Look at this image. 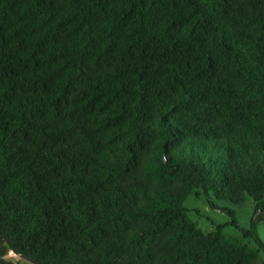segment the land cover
Masks as SVG:
<instances>
[{"label": "trees", "instance_id": "trees-1", "mask_svg": "<svg viewBox=\"0 0 264 264\" xmlns=\"http://www.w3.org/2000/svg\"><path fill=\"white\" fill-rule=\"evenodd\" d=\"M263 221L264 0H0V264H264Z\"/></svg>", "mask_w": 264, "mask_h": 264}, {"label": "rangeland", "instance_id": "rangeland-1", "mask_svg": "<svg viewBox=\"0 0 264 264\" xmlns=\"http://www.w3.org/2000/svg\"><path fill=\"white\" fill-rule=\"evenodd\" d=\"M194 192H196V190ZM199 193H202L199 197L193 193L184 202L185 207L190 210V219L197 224L198 229L202 230L204 233H210L212 230H215L216 225H224L230 221V217L226 214L211 209L203 192L199 190ZM219 206L229 207L235 210L236 218L240 226L244 229L250 228L255 211V202L252 198L248 197L246 202L240 206H235L228 202H220ZM257 231L261 241L264 243V221L257 225ZM224 234L228 237L241 238L243 245L249 248H258L254 240L244 238L241 232L233 226L225 227ZM260 254L264 259V252L261 251ZM15 261L18 262V264H28L21 259Z\"/></svg>", "mask_w": 264, "mask_h": 264}, {"label": "built area", "instance_id": "built-area-1", "mask_svg": "<svg viewBox=\"0 0 264 264\" xmlns=\"http://www.w3.org/2000/svg\"><path fill=\"white\" fill-rule=\"evenodd\" d=\"M6 258L15 261V260L19 259V256H17V255L15 254V252H13V251H9L8 254L6 255Z\"/></svg>", "mask_w": 264, "mask_h": 264}]
</instances>
